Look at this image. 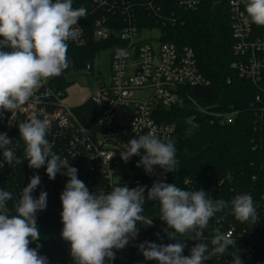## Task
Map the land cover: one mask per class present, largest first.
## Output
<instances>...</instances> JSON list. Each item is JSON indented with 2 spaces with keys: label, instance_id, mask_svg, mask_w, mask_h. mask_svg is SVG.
<instances>
[{
  "label": "built area",
  "instance_id": "obj_1",
  "mask_svg": "<svg viewBox=\"0 0 264 264\" xmlns=\"http://www.w3.org/2000/svg\"><path fill=\"white\" fill-rule=\"evenodd\" d=\"M202 1L91 0L89 12L93 41L110 42L113 49L110 81L98 79L96 89L87 100L97 108L88 115L85 111L78 110V106L73 107L64 102L66 87L62 81H67V76L74 71L81 73L88 70L92 73L93 64L88 61L78 70L64 71L59 78H48L25 105L12 113H3L0 117V133H7L8 138L13 140L9 147L15 149L17 156L23 157L24 145L19 137L18 125L35 114L49 121L47 139L53 143V151L61 158H67L70 165L78 169V178L87 185L90 192L100 189L110 191L118 184H127L129 188L137 185H147L150 188L162 178L164 182L173 172L165 173L159 166H154V173L148 174L142 166H137L140 156H133L128 162H124L120 152L126 149L131 138H138L148 132L162 139H173L176 126L157 118L160 108L177 106L189 98L196 109L209 110L183 91L184 86L209 84L200 71L194 49L189 45L178 46L166 40L163 33L167 26L181 22L182 12L197 9ZM229 10L232 50L236 57L231 67L239 78L249 82L257 90L250 103L254 115L253 128L259 134L258 141H254L253 146L264 150V27L244 24L241 15L244 12L242 0H230ZM158 29L160 35L153 42L141 37L143 31L153 32ZM87 39L85 27L80 20L74 26L68 44L82 45ZM117 49H124L126 54L118 55ZM148 89L153 91L151 96L146 99L136 97V93ZM121 113H125L124 122L118 123ZM213 113L221 122L229 123L238 112ZM82 128L87 131H82ZM33 175L41 178V184L35 189L33 196L38 197L41 190L48 193L47 208L39 211L37 217L61 222L62 206L59 197L69 178L58 173L55 180H50L46 175V166L32 169L28 167L26 160L21 165L14 163L10 166L4 161L0 151V189L10 191L14 201ZM251 179L256 181L257 176L252 175ZM232 183L233 175L227 173L215 189L229 202L238 191ZM183 186L186 190H209L207 182L198 176L184 177ZM252 197L259 216L257 223L239 222L230 214V209L227 219L218 213L210 219L204 230L207 238L205 242L209 243V247L211 248L210 240L217 230L231 232L235 246H230L224 256H215L205 261V264H230L232 256L228 253L236 251L243 264H264V199L256 195ZM14 201L9 202V208ZM149 204L150 201H146L143 214L146 219L153 220V224L147 227L138 224L139 234L130 240L128 247L138 245L141 234L157 226L155 217L148 213ZM179 240L187 244L183 253L186 256L190 254V248L200 242L183 237ZM37 244L34 241L29 246L35 248ZM39 253L47 256L49 264H73L69 245L61 236L47 238L41 244Z\"/></svg>",
  "mask_w": 264,
  "mask_h": 264
},
{
  "label": "clouds",
  "instance_id": "obj_2",
  "mask_svg": "<svg viewBox=\"0 0 264 264\" xmlns=\"http://www.w3.org/2000/svg\"><path fill=\"white\" fill-rule=\"evenodd\" d=\"M242 2L244 24L264 27V0ZM86 16L87 9L73 7V0H0V117L4 112L18 110L42 82L70 67L68 40L74 26ZM117 53L126 54L124 49H117ZM18 130L24 145L22 158L9 147L13 140L7 133H0V151L8 165H21L26 160L32 169L46 166L50 180H55L58 173L69 178L59 197L63 225L60 235L69 245L73 264H110L116 252L138 236V224L152 226L153 220L143 214L146 201L158 202L159 218L167 226L165 235L175 241H144L138 245L143 257L157 264H205L215 256H224L230 246H235L232 233L215 231L210 248L204 230L210 219L226 208L241 223L255 224L259 220L249 193L237 194L229 202L213 199L203 189L186 190L163 182V178L150 188L118 184L110 191L90 192L78 178V169L53 151L54 145L47 139L46 118L33 114L19 123ZM176 151L173 140L148 132L131 138L120 157L128 162L131 157L140 156L137 166L146 173L153 174L154 166L167 173L176 170ZM40 184V176L33 175L15 201L10 191L0 189V264H49L47 256L39 253L40 244L29 246L41 237L37 213L47 208L46 191L33 196ZM11 201L14 202L9 208ZM181 237L200 241L187 256L183 255L187 244L180 242ZM228 255L232 256L230 264H243L237 251Z\"/></svg>",
  "mask_w": 264,
  "mask_h": 264
},
{
  "label": "trees",
  "instance_id": "obj_3",
  "mask_svg": "<svg viewBox=\"0 0 264 264\" xmlns=\"http://www.w3.org/2000/svg\"><path fill=\"white\" fill-rule=\"evenodd\" d=\"M90 1L73 0V7L83 6L87 9V16L81 22L88 39L82 45L68 44L70 67L65 70L67 72L84 67L96 54L111 48L110 42L93 41ZM229 2L203 0L197 9L182 12L181 22L164 28L166 40L178 46L189 45L194 49L200 71L209 81L208 85L183 87L185 93L208 111L196 109L189 98L177 106L158 110L157 118L160 121H169L176 126L172 140L177 149V167L164 182L175 183L185 189L184 177L198 176L207 182L209 197L224 199L215 189L219 181L231 173L232 185L237 187V194L249 193L264 199V150L253 146L259 134L253 128L254 115L250 109L257 90L239 78L231 67L236 57L232 50ZM62 84L66 87L67 81H62ZM77 108L89 115L97 106L89 100ZM209 111L238 113L232 122L223 123ZM252 175L257 176L256 181L251 179ZM149 207L148 213L155 217L157 226L141 234L139 244L144 241L157 244L175 242L168 240L165 235L164 229L167 226L159 218L158 202L150 201ZM228 209L218 214L227 219ZM37 224L41 233L40 239L36 241L38 244H43L47 238L61 236V222L37 217ZM138 245L126 246L117 251L116 258L110 264H157L156 261L146 260Z\"/></svg>",
  "mask_w": 264,
  "mask_h": 264
},
{
  "label": "rangeland",
  "instance_id": "obj_4",
  "mask_svg": "<svg viewBox=\"0 0 264 264\" xmlns=\"http://www.w3.org/2000/svg\"><path fill=\"white\" fill-rule=\"evenodd\" d=\"M159 35V29L153 32H141V37L148 39L149 42H153V39L158 38ZM112 53V48H106L96 54L95 57L90 60L93 64L92 73H89L88 70H84L81 73L79 71H74V73L67 76L66 97L64 98L66 104L73 107L80 106L92 95L96 89L95 83L98 79L103 78L107 82L110 81ZM152 93L153 91L148 89L136 93V97L146 99L151 96Z\"/></svg>",
  "mask_w": 264,
  "mask_h": 264
},
{
  "label": "water",
  "instance_id": "obj_5",
  "mask_svg": "<svg viewBox=\"0 0 264 264\" xmlns=\"http://www.w3.org/2000/svg\"><path fill=\"white\" fill-rule=\"evenodd\" d=\"M125 113H121V119L118 120V123H123L124 120H123V117H124Z\"/></svg>",
  "mask_w": 264,
  "mask_h": 264
}]
</instances>
